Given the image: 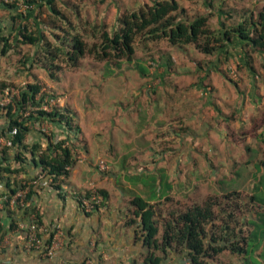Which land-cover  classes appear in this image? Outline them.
<instances>
[{"label":"rangeland","instance_id":"1","mask_svg":"<svg viewBox=\"0 0 264 264\" xmlns=\"http://www.w3.org/2000/svg\"><path fill=\"white\" fill-rule=\"evenodd\" d=\"M210 1L211 7L220 2L225 4V9H229L227 13L232 12L229 14L230 19L223 17L229 23L254 16L263 6V0ZM13 2L15 0H0V34L8 37L12 45L5 54L0 47V80L9 83L2 96L3 103L27 83L38 82L51 97L47 98L50 103L44 104V108L57 106L62 112L66 109L68 116L72 115L74 125L83 120L104 118L124 122L126 129H130L137 121L141 126L137 130L138 134L144 130L138 140L145 150H152L153 155L154 151L162 149H166L167 153L162 151V155L158 154L155 160L147 152L137 159L118 161L109 159L110 150L107 159L102 157L98 160L97 167L101 159H105L109 165L106 173L114 170V164L115 167L126 164L128 170L131 169L128 173L130 176L143 178L141 193L137 194L145 196L147 190L156 191L153 205L160 228L159 238L163 225L178 213L209 200L216 201L220 203L214 204L215 211L225 207L228 212L216 213L215 222L209 224L208 229L219 228L223 223L230 225L231 234L243 227L242 235L250 237V253L236 254L225 250L209 259L207 264H264V217L253 221L254 227L247 223L248 219H256L257 212L264 211V185L260 182L264 176V166L261 165L264 143L260 142L258 136L264 124V103L256 110L252 107L243 110L244 105L239 112L234 108L237 102L234 100L237 96L235 91H242L243 94L249 91V76L238 67L239 62L242 64L247 61L240 48L230 45V56L225 60V55L224 60L220 59L219 62L215 55L204 54L191 43L173 45L167 40L147 41L138 44L132 61L124 60L117 65L115 62L106 63L85 56L75 67L58 62L61 68L53 67L52 74L40 62H33L36 54L40 56L39 47L15 37L27 12L22 0L15 3L16 8L9 6ZM139 2L137 7L151 0ZM179 2L186 8L188 18L208 13L207 8L210 9L203 5V0ZM120 3H124V0H61L59 6L71 16L74 24L80 23L81 18L82 21H96L112 28L118 16L127 10L120 7ZM244 5L255 8L249 14L241 13L244 11L239 7ZM72 8L75 13L71 12ZM246 10L251 9L247 7ZM211 11L216 14L214 7ZM214 13L211 23L217 21ZM35 16L40 26L49 32V27L43 22L49 19L46 9L38 6L30 17ZM250 50L253 53L249 55L253 69L261 72L264 69V53L254 52L253 46ZM245 100L248 103L249 97L245 96ZM139 104L145 115H141V118H137L140 116L139 111H136ZM239 104L236 106L239 107ZM146 105L155 107V115L145 109ZM231 111L237 119L232 120L234 114ZM247 114L249 118H254L246 120L248 123L245 124L244 117ZM2 122L4 119H0ZM33 125L47 134L53 131L49 126H55L49 121L34 122ZM130 131L123 134L115 129L114 138L124 142ZM132 132L133 136L137 134ZM139 169H142L141 172ZM153 181L155 185H149ZM167 182L170 183V189ZM91 186L99 189L95 184ZM166 193L168 195L164 197ZM253 195L255 199L251 200ZM230 211L233 218L227 221ZM183 253L182 248H170L167 253L157 251L162 256L159 264H190Z\"/></svg>","mask_w":264,"mask_h":264},{"label":"trees","instance_id":"2","mask_svg":"<svg viewBox=\"0 0 264 264\" xmlns=\"http://www.w3.org/2000/svg\"><path fill=\"white\" fill-rule=\"evenodd\" d=\"M17 1L8 4L16 8ZM22 1L26 4V19L23 20L24 23L15 37H20L26 44L38 46L40 56L36 54L32 61L40 62L41 66L52 74L53 67L61 68L58 62H64L68 67H75L85 56H91L106 63L115 62L117 65L124 60L132 61L138 44L147 41L167 40L173 45L191 43L204 54L215 55L219 62L220 59L224 60L225 55V60L228 59L229 46L233 45L240 48L244 59L247 60L242 64L239 62L238 67L241 70L248 68L254 70L253 61L251 62L249 56L253 54L250 50L252 46L254 52L264 51V6L256 15L254 13V16L245 17L233 23H229L226 19L222 23L220 21L217 27L210 22L212 11L209 14L199 13L188 18L186 8L178 0H153L135 9H127L118 16L115 27L109 28L104 23L82 21L81 18H79L80 23L74 24L71 16L59 6L61 0ZM209 4L211 6V1ZM38 6L40 9L45 8L48 13V22L44 20L43 22L49 27V32L36 20L38 15L34 18L30 17ZM71 12L75 13L74 9ZM224 14L230 19L229 14L232 12ZM2 41L3 45H1ZM11 46L9 38L0 34L1 52L5 54ZM8 87L7 81L0 80V119L5 120V123L1 125L3 127L0 137L9 141L5 145H0V178L7 179L6 190L1 191L0 194L7 193L13 196L23 181L13 176L25 171V167L23 164L18 167L12 166L9 160L11 149H14L15 161L25 163L29 154L31 162L40 164L43 172L54 181L66 176L77 159L73 146L67 144L66 139L55 140L49 135L46 147H43L40 141L32 143L26 141L34 122L49 121L69 125L72 115L68 116L66 109L62 112L57 109V106H52L50 109L44 108V104L50 103V99L47 98L51 97L49 93L43 91V86L38 82L27 83L8 102L3 103L2 96ZM258 136L264 138L263 133H258ZM261 162L264 166V159ZM263 177L260 182L264 185ZM100 192L103 195L101 204L103 205L107 194L102 190ZM32 193L33 187L27 194L26 203H29ZM253 199H255L254 195L251 200ZM26 203L16 206L24 209L27 215L35 212L36 209H31ZM131 203L134 206V216L130 222L139 223L141 239L149 249L144 257L145 264H159L162 256L157 254V251L167 253L170 248H182L190 264H207L209 259L225 250L236 254L250 253L248 243L250 237L242 235L243 227H240V231L235 229V232L231 234L229 233L230 225L223 223L219 225V228L208 229L209 224H214L216 213L228 212L225 207L215 211L214 204L220 202L209 200L203 205L197 204L178 213L175 218L163 225L160 238L154 205L140 194H136L131 199ZM98 208L99 206L96 207ZM262 217H264V211L257 212L256 219H248L247 223L254 227V223ZM229 218H233L231 211L228 213L227 221L230 220ZM37 223H39L38 220ZM49 239L45 240L49 241Z\"/></svg>","mask_w":264,"mask_h":264},{"label":"crops","instance_id":"3","mask_svg":"<svg viewBox=\"0 0 264 264\" xmlns=\"http://www.w3.org/2000/svg\"><path fill=\"white\" fill-rule=\"evenodd\" d=\"M139 1L142 0H135V2L134 0H124V3H120V7L125 10L137 7ZM209 2L210 0H203V5L210 9L207 8L208 13L200 14H209L211 8L214 7L216 14L213 13L217 16V21L214 24L219 27V22L224 21L223 17L226 15L224 13L228 12L229 9H225V4L222 5L220 2L211 7ZM260 2L258 1V3ZM261 3L264 6V0ZM244 6L239 7L244 11L241 13L248 14L253 12L252 9L255 8ZM247 7L251 10H246ZM262 67H264V61H262ZM249 69H245L244 74L249 76V87L247 88L250 93L248 91V93L243 94L236 88L239 92L235 91L237 96L234 98L231 95L237 101L236 104L240 103L239 107L235 104L234 108L237 112L240 111L242 105H244L243 110L245 107H252L256 110L264 103V69L261 72ZM245 96L249 97L248 103ZM144 107L151 112V115H155V107L153 108L152 105ZM136 111L140 113L137 118L144 115L142 105L139 104ZM152 112L154 113L152 114ZM232 112L231 114H234L232 120L237 119L234 118L235 113ZM262 113L264 114V109ZM249 117V114L244 117L245 124L248 123L246 120H253L254 118ZM89 120L79 121L75 125L72 124V121L69 125L55 122V126H49L53 130L50 132L51 134H47L38 126H34L28 134L27 142L40 141L43 147L47 146L49 135L53 136L55 140L67 138V144L73 146L77 160L68 174L60 180L54 181L43 172L40 164L32 163L29 154H27L28 160L25 163H20L15 161L14 149L9 151V160L12 162V166L18 167L23 164L25 167V171L13 177L20 181L23 180L19 190L24 188L25 184L32 183L33 193L29 203L26 204L30 205L31 209L36 210L27 215L24 209L16 206L18 204L10 202L0 204V264H145L142 256L147 254L148 246L141 239L142 232L139 223L130 222L134 216V206L131 199L137 193H141L143 178L130 176L128 173L131 172V169L128 170L126 164L124 166L121 163L119 167H115L116 164H114L115 171L106 173L98 169L97 162L102 157L106 158L110 150L109 159L118 161L137 159L147 152L151 153L152 160H155L154 158L158 154L162 155V151L166 154L167 150L154 151V155L152 150L146 151L138 140L144 130L138 134L139 131L137 130L141 126L138 125L137 121L134 122L133 127L126 129L124 122H115L113 119L110 121L104 118ZM4 123L5 120L0 123V132L3 127L1 125ZM104 128L105 130H103ZM115 129L124 132L123 134L131 131L124 142H119L114 138ZM259 130V133L264 134V124ZM132 131L137 134L133 136ZM260 142L264 143L263 137L260 138ZM5 144V138L1 136L0 145ZM141 170L139 169V172ZM140 174L144 175V173ZM165 174L167 175V173ZM6 181V178H0V192L6 190ZM94 184L106 192L105 203L99 209L86 212L80 206L79 197L89 191L91 185ZM149 185H155V181ZM170 188L171 186L168 189ZM146 192L143 197L149 199L153 204L156 199V191L151 189ZM163 195L165 197L168 193ZM34 216L39 222L40 233L44 239H49L57 225L62 230L63 243L53 257H46L39 251L30 250L26 246V225L31 222ZM183 256H185L184 253ZM183 256L182 261L184 262Z\"/></svg>","mask_w":264,"mask_h":264},{"label":"built area","instance_id":"4","mask_svg":"<svg viewBox=\"0 0 264 264\" xmlns=\"http://www.w3.org/2000/svg\"><path fill=\"white\" fill-rule=\"evenodd\" d=\"M16 94V92L14 93ZM10 100V99H9ZM8 100V101H9ZM7 101V102H8ZM3 102V101H2ZM109 167L105 159H101L98 163V168L101 171L107 170ZM32 183L25 184V187L18 190L13 196H9L7 193L0 194V204L3 202H10L13 204L24 205L28 192L30 191ZM103 195L100 190L94 186L90 187V190L79 197V203L81 208L86 212H91L99 206H102ZM98 208V209H99ZM27 234H26V246L30 250L39 251L42 255L46 257H53L57 251L61 248L62 240V230L59 225L56 226L53 234L51 235L49 241H46L41 236V229L37 223V218L32 217L31 222L26 225Z\"/></svg>","mask_w":264,"mask_h":264}]
</instances>
